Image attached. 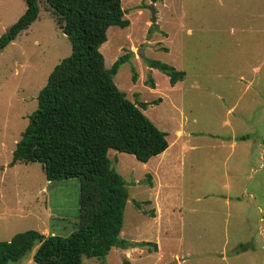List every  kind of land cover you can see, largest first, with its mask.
<instances>
[{"label": "rangeland", "instance_id": "374dc122", "mask_svg": "<svg viewBox=\"0 0 264 264\" xmlns=\"http://www.w3.org/2000/svg\"><path fill=\"white\" fill-rule=\"evenodd\" d=\"M121 6L129 25L107 29L99 48L105 67L127 54L113 75L116 86L137 106L147 103L139 108L166 132L170 153L181 144L194 146L170 168H156V159L142 162L108 150L128 191L120 237L147 241L133 247L146 254L139 258L130 252V264H261L264 0H121ZM39 8V17L0 51V241L26 230L47 227L66 235L77 227V178L50 183L39 162L9 165L37 108L39 90L53 67L71 53L70 40L44 0ZM25 9L24 0H0V36ZM152 60L172 65L184 76L172 86L169 75L150 67ZM232 133L249 138L231 147ZM153 172L158 200L157 205L151 202L159 216L146 202L156 192L146 175ZM234 196L240 201H233ZM49 209L66 221L44 217ZM122 252L112 247L106 264H126ZM30 255L7 264H27ZM82 264L101 263L83 257Z\"/></svg>", "mask_w": 264, "mask_h": 264}, {"label": "trees", "instance_id": "16d2710c", "mask_svg": "<svg viewBox=\"0 0 264 264\" xmlns=\"http://www.w3.org/2000/svg\"><path fill=\"white\" fill-rule=\"evenodd\" d=\"M24 2L25 11L0 36V51L39 17V0ZM44 2L70 40L71 53L53 67L39 90L37 108L15 143L9 165L39 162L49 181L77 178V227L66 235L36 230L15 233L10 240L0 241V264L18 261L33 248L37 264H82L83 257L106 264L112 247L135 245L119 236L128 191L111 165L108 150L147 162L168 147L167 134L139 108L146 102L135 105L113 81L128 55L119 56L106 68L99 50L110 26L129 25L121 0ZM149 65L169 75L172 85L184 76L183 71L158 60Z\"/></svg>", "mask_w": 264, "mask_h": 264}, {"label": "crops", "instance_id": "0c3cea01", "mask_svg": "<svg viewBox=\"0 0 264 264\" xmlns=\"http://www.w3.org/2000/svg\"><path fill=\"white\" fill-rule=\"evenodd\" d=\"M178 82V81H177ZM176 82V83H177ZM176 83L174 84V86L176 85ZM173 86V85H172ZM176 133H177V135H181V133H182V131L180 130V129H178L177 131H176ZM239 136H242V135H235V134H231L230 135V138H231V143H230V146L231 147H235L236 145H238V142H242V141H244L245 139H243V140H239L238 139V137ZM248 136V135H247ZM249 138V136L246 138V139H248ZM256 139H254V141H255ZM192 147H194V146H187V145H185V144H181V145H179L178 146V148L176 149V151L174 152V153H170V151H171V148H172V143H168V147L163 151V152H161L160 154H158V155H156V156H153V157H151L148 161H152V160H155L156 159V168H159V167H161V165H165L167 168H170L171 166H174L177 162H182V159L184 158V156H185V153H186V151L187 150H191V148ZM150 176H151V185H150V187L154 190V191H156L155 192V194H154V196L152 197L153 198V200H149V203L150 204H152V202L151 201H153L154 202V205H157V198H156V194H158V187L156 186L157 185V181H156V174L153 172V173H150ZM47 180V179H46ZM47 182H50V183H52V181H49V180H47ZM42 190H45V187H43L42 188ZM247 195H248V198H250V199H252L253 201H255L256 200V197H255V195H254V193L253 192H249V193H247ZM237 199L238 201H240V197H238V196H234L233 198H232V200L234 201V199ZM229 199H230V197H227L226 199H225V202H226V204L228 205L229 204ZM153 205V204H152ZM153 205V207L155 208V210H154V212L156 211V213L158 214L157 216H159V209H157L155 206ZM256 207H257V209L260 211L261 210V206L260 205H257V203H256ZM21 213H22V211L21 210H19ZM154 212L153 213H151L152 215L151 216H154L153 214H154ZM44 215V217H46L47 216V218L48 219H51L52 217H53V219H55V218H60V220L62 219L63 220V222L64 221H66V218L65 217H63V216H56L55 215V213L52 211V210H50L49 209V211L48 212H46L45 214H43ZM77 223V222H76ZM46 226V225H45ZM121 232V231H120ZM41 233H43V234H45V235H48V234H50V233H55L54 231H51L49 228H47V227H45V229L43 230V231H41ZM13 236V235H12ZM11 236V237H12ZM119 236H120V234H119ZM122 238V237H121ZM124 239V238H123ZM8 240H10V239H8ZM127 243H133V244H135V245H133V246H129V247H127V248H122V249H124V253L122 252V254L124 255V260H125V263L126 264H130L131 263V260H130V258H129V253L130 252H132V251H134L137 255H138V257L139 258H141L142 256H143V254H146V252H145V250H142V249H137V248H133V247H141V246H139V245H137L138 243H140V242H147V241H139V242H129V241H127L126 239H124ZM157 241V240H156ZM158 243V242H157ZM155 245H156V243H154ZM261 248H263V246L261 245L260 246ZM119 248H121V247H119ZM157 249H159V244H157V248H156V250ZM34 251V250H33ZM33 251L31 250L30 252H31V255H30V258H29V260H28V262H27V264H34L35 262H34V260H33V258H32V255H33ZM24 257V256H23ZM23 257L21 258V259H23ZM235 257H238V254L237 255H235ZM260 259V261H261V264H264V259L263 258H260V257H257V259ZM21 259H19V260H21ZM18 260V261H19ZM14 262H17V261H14ZM237 264V263H236Z\"/></svg>", "mask_w": 264, "mask_h": 264}, {"label": "water", "instance_id": "95a60500", "mask_svg": "<svg viewBox=\"0 0 264 264\" xmlns=\"http://www.w3.org/2000/svg\"><path fill=\"white\" fill-rule=\"evenodd\" d=\"M154 15V14H153ZM155 21V17L153 16V19H152V22H154ZM135 104V103H134ZM136 105V104H135Z\"/></svg>", "mask_w": 264, "mask_h": 264}]
</instances>
